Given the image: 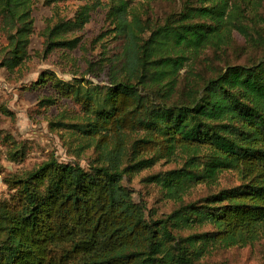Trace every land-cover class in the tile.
<instances>
[{
  "label": "trees",
  "instance_id": "obj_1",
  "mask_svg": "<svg viewBox=\"0 0 264 264\" xmlns=\"http://www.w3.org/2000/svg\"><path fill=\"white\" fill-rule=\"evenodd\" d=\"M131 1L111 0L106 11L116 35L108 84L89 88L48 73L53 81L46 74L26 87L52 82L80 107L71 126L95 140V158L84 168L51 154L3 176L11 194L0 200V264H230L201 260L198 235L181 228L209 225L203 235L227 246L264 232V13L256 8L263 0H163L169 9L160 19ZM87 2L71 19L54 11L46 20L44 55L77 47L72 33L101 6ZM36 3L0 0V67L8 72L29 58ZM234 32L244 42L238 49ZM0 113L11 111L0 102ZM10 145L7 158L23 160L26 141L10 137ZM179 154V165L142 179L176 202L166 216L151 217L125 181ZM229 170L238 184L185 200Z\"/></svg>",
  "mask_w": 264,
  "mask_h": 264
},
{
  "label": "rangeland",
  "instance_id": "obj_2",
  "mask_svg": "<svg viewBox=\"0 0 264 264\" xmlns=\"http://www.w3.org/2000/svg\"><path fill=\"white\" fill-rule=\"evenodd\" d=\"M43 1L37 0L34 6L35 33L31 36L29 58L25 65L15 72H8L0 67V102L6 104L11 111V114L0 113V165L3 167L1 178L8 173L28 170L45 161L51 154L62 162H76L84 168H88L95 158V140L71 126L82 115L80 107L70 98L56 94L50 85L52 82L42 84L37 90H27L26 87L33 81L38 82L46 74L47 80L53 81L52 75L48 73H53L64 82L77 79L89 88L96 84H108L110 48L116 36L105 16L111 0H100L101 6L89 12L88 22L72 33L80 40L77 47L71 50L55 49L46 55L42 52L43 38L39 35L46 20L54 15V11L61 18L71 19L79 7L90 2L66 0L54 6L53 3L47 5ZM131 4L139 7L143 5L141 8L149 7L153 17L158 19L169 9V5L163 0H132ZM256 8L264 13V0ZM232 38L235 49L243 45V39L237 32L233 33ZM152 81L161 82L155 74ZM49 97L53 103L46 102L45 99ZM97 100L100 101V98ZM10 137L16 141H26V155L23 160L13 162L7 158L11 147ZM180 157L182 155L179 154L174 160L162 159L152 168L144 169L125 181L132 189L134 198L146 204L149 216H166L176 206V202L166 198L156 184L144 182L143 177L179 165ZM238 183L236 171L229 170L220 175L217 186L197 185L184 198L186 201H196L211 191ZM10 194L11 191L4 184L0 186V200L7 199ZM211 230L209 225H203L181 228L180 232L184 236L198 235L194 238V247L200 251L199 258L203 261L264 264V232L246 244L227 246L215 238H209L208 234L203 235Z\"/></svg>",
  "mask_w": 264,
  "mask_h": 264
},
{
  "label": "built area",
  "instance_id": "obj_3",
  "mask_svg": "<svg viewBox=\"0 0 264 264\" xmlns=\"http://www.w3.org/2000/svg\"><path fill=\"white\" fill-rule=\"evenodd\" d=\"M3 185L2 178L0 177V186Z\"/></svg>",
  "mask_w": 264,
  "mask_h": 264
}]
</instances>
